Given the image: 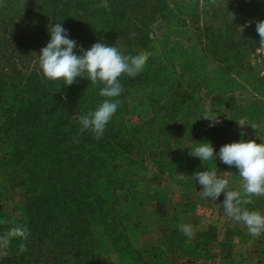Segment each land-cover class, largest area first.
Masks as SVG:
<instances>
[{"label": "trees", "instance_id": "obj_1", "mask_svg": "<svg viewBox=\"0 0 264 264\" xmlns=\"http://www.w3.org/2000/svg\"><path fill=\"white\" fill-rule=\"evenodd\" d=\"M100 3L101 0H0V28L8 31L6 35L0 32V148L8 161V165L4 161L2 165L7 168L8 184L14 175H20L26 186L36 190L17 208L12 221L13 226L26 225L30 235L26 241L12 239L8 255L0 258V264H103L106 252L119 257L117 264L145 263L135 244L137 232L127 229L122 214L139 204H149L158 213L162 206L156 204L168 200L172 190L168 187L159 194V189L141 188L137 173V168L142 167L138 159L140 142L155 140L158 153L172 157L168 164L160 166L167 170L170 180L193 183V173L208 171L212 160L201 163L199 158L189 156V150L197 142H210L214 153H219L225 140L222 128L217 124L209 127L210 121L200 119L205 110L197 102L192 105L194 111L183 112L184 97L179 92L185 87V93H197V80L193 75L186 80L167 63H161L160 53L151 46L150 26L166 25L164 34L155 41L166 43L180 36L179 30L187 26V21L194 23L195 10L201 4L210 6L209 0H108L111 11L98 7ZM225 4L220 2L212 10L223 11ZM241 5L257 10L264 8V0H236L233 4ZM15 19L22 29L12 37L10 25L19 26ZM59 22L68 38L76 41L73 51L77 55L81 48L87 51L98 42L114 45L124 55L150 54L139 75L120 77L123 91L117 99L121 104L99 140L89 132L79 137L77 133L79 117L94 111L105 99L99 95L102 85H92L87 78L79 77L70 86H64L63 81H47L42 78L38 59L31 67L17 68L5 54L8 46L18 51L20 45L29 43L42 49L50 41L52 25ZM206 36L214 45L212 52L222 53L225 60L231 46L260 39L258 34L248 36L244 30L226 36L212 30ZM19 61L26 66V60ZM16 80L19 94L24 97L17 101L11 97ZM149 85L156 89L154 95L139 97ZM136 98L145 115L141 113L137 123L126 122L129 104ZM215 104L218 110L221 105L230 107L222 97ZM150 125L156 127L154 132L148 131ZM164 137H168L167 141ZM191 140L192 144H186ZM165 147L169 149L167 153ZM175 172L185 178H174ZM259 204V199L253 198V203L243 207L258 211ZM20 243L27 247L22 254ZM150 250L154 257L162 259L168 247L161 241Z\"/></svg>", "mask_w": 264, "mask_h": 264}, {"label": "rangeland", "instance_id": "obj_2", "mask_svg": "<svg viewBox=\"0 0 264 264\" xmlns=\"http://www.w3.org/2000/svg\"><path fill=\"white\" fill-rule=\"evenodd\" d=\"M220 2L226 3L222 6L224 10H212L213 7L220 6ZM235 2L236 0H217L214 6L210 5L207 7L201 4L194 12V23L187 21V26L179 30L180 36L172 37L166 43L155 42L158 35L164 34L166 25L157 23L150 26V29H152L150 31L151 46L155 52L160 53L161 63H167L170 68L186 80H189L192 75L194 80H197V93H185V87L179 92L184 97L183 112L186 111V114H188L195 102L204 110L211 108L214 111L213 113L219 116L220 123L217 126L222 128L225 133L226 142H223L222 145L232 143L230 140L235 137L239 138V141L255 140L256 143H264V45L260 41L253 43L248 41L247 44L237 47L231 46L229 58L225 60L222 53L212 52L214 45L206 38V33L212 34V30L214 34L222 36L233 35L238 30H244V33L248 36L252 33L254 35L258 34L255 25L256 22L264 20V12H262L264 8L258 7L257 10H248V7L243 5L234 7L233 4ZM231 19H234V21L231 22ZM15 23H19V26L10 25V32L12 33L10 36L12 37L18 36L22 29L20 21L15 19ZM15 28H17V31ZM2 29L3 26L0 28L1 34L6 35L7 29L4 32ZM17 49L20 52L15 47L11 48L8 46L5 49V54L11 61L14 60L16 62L17 68H27L36 64L34 59L37 60L36 54L39 55L41 49L38 44H22ZM20 59L27 61L26 66L19 61ZM1 62L2 60L0 59V66ZM18 81L16 80L15 88L11 95L12 99L16 101L24 98L23 95L20 96L19 94L20 84ZM155 91L156 89L149 85L139 94V97H145L148 94L153 96ZM219 97L226 99L230 103V107L224 108L221 105L219 110L214 108L213 106L216 105L215 100ZM138 99L132 100L129 104L127 115L124 117L126 122L137 123L140 121V116L145 115V111L140 110V106L137 105ZM138 111L139 116L137 115ZM141 113L142 115H140ZM242 118L249 123L256 124L257 130H254L250 125L245 126L243 131L246 134L242 136V129L236 122ZM155 129V126L150 125L148 131L154 132ZM163 139L167 141L168 137ZM148 140L150 139H144L139 144L138 159L142 163V167L137 168V173L141 182L140 185L143 189L148 187L159 189L156 193L162 194L164 193L162 189L168 188V183L172 180L168 178L167 170L161 167L168 164L172 157H166L162 152L158 153L159 149L157 148L156 151L150 150V156V152L147 151L148 145L146 144ZM169 143L171 146V142ZM186 144L189 145L192 142H186ZM167 148H164L165 153L169 151ZM1 149L0 192L10 185L9 190L3 196H0V235H3L13 227L12 221L18 213L17 208L25 201L28 195L35 193L36 190L34 187L26 186L20 175H14L8 184L7 168L2 165V161H4V165H8V161L3 156L5 153ZM177 174L179 173L175 172L174 178L178 177ZM162 204L163 202L159 201L156 207H160ZM3 218H5L4 222L1 221ZM99 229L100 227L98 226V232ZM162 234H165L163 227L136 233L135 244L139 246L142 255L148 254L150 247L154 246L153 243L162 241ZM102 260L103 264H117L119 257L114 253L106 252Z\"/></svg>", "mask_w": 264, "mask_h": 264}, {"label": "clouds", "instance_id": "obj_3", "mask_svg": "<svg viewBox=\"0 0 264 264\" xmlns=\"http://www.w3.org/2000/svg\"><path fill=\"white\" fill-rule=\"evenodd\" d=\"M216 2L217 0H209V5L214 6ZM98 7L111 11L108 0H101ZM255 27L259 41L264 45V20L256 22ZM49 32L50 41L40 49L39 55L36 54L42 78L52 82L63 81L64 86L73 85L78 77L87 78L92 85H102L99 95L105 99L94 111L79 117L80 127L77 133L79 137L89 132L93 134L94 139L99 140L121 104L117 99L123 91L120 77L127 75L135 78L139 75L144 70L150 54L140 52L135 56L124 55L114 45L107 46L98 42L87 51L81 48V54L77 55L73 51L77 47L76 41L68 38L67 30L60 22L53 24ZM218 117L211 108H206L200 119L210 121L209 127H212L220 123ZM236 122L242 129V136L246 134L243 131L245 126L250 125L257 130L256 124L249 123L244 118ZM75 142H78V139ZM188 154L199 158L201 163L219 158L225 165L238 169L241 181L239 190H229V180L218 176L217 168L194 172L192 176L202 186L204 198L217 200L221 193H224L222 206L228 218L242 223L253 237L264 234V214L243 207L253 203L254 197H264V143L240 140L222 145L219 153L215 154L210 142H197ZM177 175L180 179L185 178L183 174ZM178 227L189 239L194 238L195 233L190 224H181ZM29 235L27 226L19 224L0 235V258L8 255L7 250L12 239L26 241ZM18 249L21 254L26 252V244L20 243Z\"/></svg>", "mask_w": 264, "mask_h": 264}, {"label": "crops", "instance_id": "obj_4", "mask_svg": "<svg viewBox=\"0 0 264 264\" xmlns=\"http://www.w3.org/2000/svg\"><path fill=\"white\" fill-rule=\"evenodd\" d=\"M233 140L238 142L239 138L235 137L230 141ZM153 141L155 140L146 142L150 156V150L156 151ZM213 168H217L218 176L229 180V190L240 189L241 181L235 166L229 167L219 158H214L208 170ZM168 186L172 190V196L163 201L160 212L156 213L149 204H139L122 214V222L132 232L160 227L165 230L161 240L168 247V251L164 253L166 256L156 258L149 250L147 255H143L146 262L139 264H264V234L253 237L242 223L225 215L222 206L224 193L217 200L204 198L198 181H170ZM254 198L259 199L258 211L264 214V197ZM181 224L192 226L194 238L189 239L179 230L178 226Z\"/></svg>", "mask_w": 264, "mask_h": 264}]
</instances>
